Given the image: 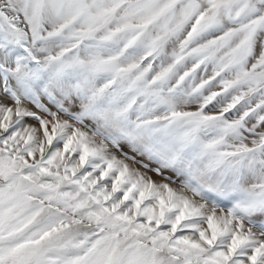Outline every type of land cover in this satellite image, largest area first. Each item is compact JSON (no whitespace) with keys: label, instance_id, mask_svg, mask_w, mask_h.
<instances>
[{"label":"snow or ice","instance_id":"6c2138e0","mask_svg":"<svg viewBox=\"0 0 264 264\" xmlns=\"http://www.w3.org/2000/svg\"><path fill=\"white\" fill-rule=\"evenodd\" d=\"M0 264H264V0H0Z\"/></svg>","mask_w":264,"mask_h":264}]
</instances>
